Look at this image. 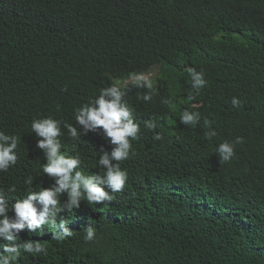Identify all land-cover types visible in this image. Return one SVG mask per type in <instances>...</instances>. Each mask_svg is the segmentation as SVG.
Returning a JSON list of instances; mask_svg holds the SVG:
<instances>
[{
  "label": "trees",
  "instance_id": "trees-1",
  "mask_svg": "<svg viewBox=\"0 0 264 264\" xmlns=\"http://www.w3.org/2000/svg\"><path fill=\"white\" fill-rule=\"evenodd\" d=\"M156 66L151 89L127 85L140 131L120 162L124 189L64 210L66 240L52 238L58 227L21 231L19 243H41L47 255L22 252L16 264H264V0H0V131L18 137L17 163L0 171L9 206L29 177L36 191L54 183L34 119L60 120L62 154L100 173L101 147L113 145L91 130L73 140L63 124L75 125L76 110L113 79ZM189 67L204 74L199 90ZM184 110L199 122L183 124ZM223 142L235 155L220 163Z\"/></svg>",
  "mask_w": 264,
  "mask_h": 264
},
{
  "label": "clouds",
  "instance_id": "clouds-1",
  "mask_svg": "<svg viewBox=\"0 0 264 264\" xmlns=\"http://www.w3.org/2000/svg\"><path fill=\"white\" fill-rule=\"evenodd\" d=\"M150 72V71H149ZM148 72V73H149ZM188 73L192 79V87L199 90L206 84L203 72L196 71L189 67ZM131 78L133 86L151 89L153 87L151 79L145 74L134 75ZM126 79H113L116 84L102 88L99 95L90 100L87 104L79 107L75 112L76 124H63L68 136L73 140L87 135L89 130L101 134L113 145L111 151L103 150L99 155L98 166L103 171L100 173L86 175L80 168L81 157L79 155H65L60 151L64 145L60 139L64 135L62 122L52 117L34 119L31 122L32 132L38 139L36 147L43 150L46 162L42 166V172L47 174L53 181L49 187H42L41 190H33L31 185L33 180L29 177L26 183L30 186L26 191L27 195L22 199H15L11 207L6 198L4 189H0V264H16L21 258L22 252L32 254L34 257L47 255V247L41 243H34L33 240L19 243V233L25 229L35 233L46 227L59 228L53 232L52 238L57 241L66 240L73 236V231L66 227L65 211L72 212L80 207L81 201L86 200L89 205L104 204L111 202V193L120 192L124 189L128 179L126 169L120 167V162L127 160L135 152L132 148V140L139 138L140 126L134 122L133 108L129 106L125 97L127 95V85H122ZM121 83V84H120ZM144 100H151V94H145ZM191 98V97H190ZM164 103H168L167 100ZM233 104H238V100L233 98ZM200 120L198 112L184 110L180 121L183 124L195 125ZM205 126L210 127V122L205 119ZM76 125L83 126L78 128ZM147 127L154 128L151 121L147 122ZM206 137L216 135L214 130L205 133ZM155 139H161L160 134H156ZM242 139L237 138L234 143H241ZM18 137L5 134L0 131V171L7 172L11 166L17 163L16 153ZM216 153L219 155L220 163L230 161L234 153V144L223 142L218 145ZM107 186L109 191L105 190ZM9 192L15 191V186H10ZM66 195L63 203L61 196ZM10 211L14 212L13 216ZM68 218V217H67ZM86 241L95 239V229L89 223L85 227Z\"/></svg>",
  "mask_w": 264,
  "mask_h": 264
},
{
  "label": "rangeland",
  "instance_id": "rangeland-1",
  "mask_svg": "<svg viewBox=\"0 0 264 264\" xmlns=\"http://www.w3.org/2000/svg\"><path fill=\"white\" fill-rule=\"evenodd\" d=\"M158 66L155 67V69H152L149 73L145 74V76H148L151 79V82L156 78V75L158 74L159 70H158ZM131 78L129 80H125L122 82V85H124L125 83H131ZM121 84V83H120ZM66 227H68V225H66Z\"/></svg>",
  "mask_w": 264,
  "mask_h": 264
}]
</instances>
